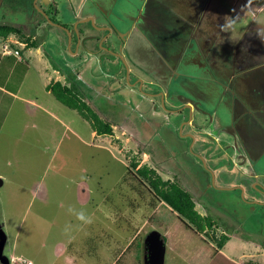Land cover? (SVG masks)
<instances>
[{
    "label": "rangeland",
    "instance_id": "rangeland-1",
    "mask_svg": "<svg viewBox=\"0 0 264 264\" xmlns=\"http://www.w3.org/2000/svg\"><path fill=\"white\" fill-rule=\"evenodd\" d=\"M43 4L0 0V23L26 27L38 43L27 48L12 33L0 40V84L12 94L0 91V225L9 264H144V239L154 230L166 237L163 264H187L181 250L208 241L219 246L223 232L233 242H246L245 251L251 252L264 228V190L255 186L258 180L264 183V161L255 151L264 133L252 142L263 129L254 120L234 131L237 122L224 106L198 104L192 113L178 96L171 107L160 95L139 98L129 90L123 59L127 88L119 90L123 84L114 65L100 66L96 73L99 61H86V49H76L74 24L68 25L71 41L67 31L42 14ZM53 4L59 10L56 18L64 22L62 5ZM245 22L235 23L239 34ZM89 26L99 29L92 21ZM243 43L250 58L255 50L246 39ZM97 48L106 47L99 43ZM242 62L243 67L251 61ZM232 72L233 67L228 76ZM50 80L75 88L92 114L112 124V134L93 133L90 120L45 89ZM258 88L264 91V84ZM250 98L257 101L261 95L254 92ZM191 115L213 136L194 143L193 127L186 124ZM142 165L153 169L159 181L177 182L192 195L195 209L212 223L202 221L200 228L186 218L201 238L149 182L141 181L135 170Z\"/></svg>",
    "mask_w": 264,
    "mask_h": 264
},
{
    "label": "crops",
    "instance_id": "crops-1",
    "mask_svg": "<svg viewBox=\"0 0 264 264\" xmlns=\"http://www.w3.org/2000/svg\"><path fill=\"white\" fill-rule=\"evenodd\" d=\"M53 2L62 5L65 16L63 13L61 16L66 18L67 25L76 23L79 34V37L75 36L76 49H86V61H99L96 73L100 66L114 65L117 69L115 75L119 77L116 79L123 84L119 90L127 88V83H122L124 70L127 69L130 91L134 89L138 92L136 96L139 98L160 95L169 102L170 107V99L174 100L173 97L177 95L178 99L184 98L190 104L193 112V106L198 104H206L213 109L217 105L230 109L225 102L234 97L236 91L240 92L241 88L234 90L232 87L237 81L245 87L252 86L249 88L255 92L259 89V102H264V91L256 88L264 84V74L257 76L259 71L264 73V17H261L264 0H44L43 5L48 8L44 10H56L50 6L55 5ZM250 15L253 16L251 21L245 22ZM89 17L99 29H89ZM237 21L245 22L240 27V34L239 28L235 29ZM253 37L258 40L257 48ZM244 39L255 50L253 54L250 53V58L245 55ZM99 43L106 48L99 50ZM63 44L65 40L61 47ZM106 58L109 62L102 65L101 61ZM122 59L127 62L126 69L121 63ZM220 61L225 65H220ZM242 61L251 62L242 67L239 64ZM132 63L136 68L131 67ZM231 67L233 72L228 76ZM48 77L50 79L49 74ZM93 82L94 85L96 80ZM0 91L12 95L9 88L3 85ZM211 98L216 101H211ZM235 108L242 115L247 110L245 103H235ZM260 110L264 113V104ZM200 137L203 139L202 135ZM252 142L256 143L257 140L253 139ZM257 145L256 155L264 161V144ZM181 221L201 238L198 230ZM262 231L259 234L262 241L255 243L249 253L245 251L246 242H233L231 235L223 232L228 236L225 243L216 246L208 241L203 242V246H188V249L180 251L182 261L189 264L192 258L194 264H264V228ZM161 237L165 245L166 237L162 234ZM174 244L176 242L170 239V245L173 247Z\"/></svg>",
    "mask_w": 264,
    "mask_h": 264
},
{
    "label": "trees",
    "instance_id": "trees-1",
    "mask_svg": "<svg viewBox=\"0 0 264 264\" xmlns=\"http://www.w3.org/2000/svg\"><path fill=\"white\" fill-rule=\"evenodd\" d=\"M8 1V0H7ZM52 7V6H51ZM49 18V17H48ZM52 20L55 18L51 17ZM16 34L20 37L23 42L26 43V47H38V43L36 40H33L31 35L26 34V32L17 25H12L8 23H0V40L8 37L9 34ZM17 51V50H16ZM12 55V54H7ZM46 90L53 93L55 98L68 107L77 110L82 116H84L87 120H90L92 130L95 131L97 135L103 134H112L113 128L112 124L108 121H103L101 118L92 114L89 111L88 105L84 102L82 97L79 95L75 88L69 86L67 84H63L59 80H51L47 86ZM135 166V165H134ZM135 172L146 179L151 187L156 190V194H159L162 197V200L166 202L173 210H175L179 216L184 217L181 219L185 222L187 226H191L189 224V219L192 222V225H198V227H202V221H205L206 224L211 227L212 223L206 216L201 215L195 209V203L192 195L179 183L177 182H169V181H159L158 178L153 177L155 172L153 169L148 168L146 165H143L135 170ZM154 172V173H153ZM158 176V175H157ZM160 186L162 189L159 191L157 186ZM164 186H168L164 189ZM158 192V193H157ZM187 218V219H186ZM195 228V227H194ZM213 228V227H212ZM196 229V228H195ZM196 230L199 231V228ZM226 235H221L219 240V245H222L224 241L227 240Z\"/></svg>",
    "mask_w": 264,
    "mask_h": 264
},
{
    "label": "flooded vegetation",
    "instance_id": "flooded-vegetation-1",
    "mask_svg": "<svg viewBox=\"0 0 264 264\" xmlns=\"http://www.w3.org/2000/svg\"><path fill=\"white\" fill-rule=\"evenodd\" d=\"M50 6H52L53 7V9H54V7H55V5L53 6L52 4L50 5ZM56 9V8H55ZM48 11H51V12H53L54 14H52L51 12H46L47 13V15H48V17H49V19L53 22V23H58V24H61L62 26H65V27H67V28H69L68 27V25L65 23V21L64 22H62V21H59V19L58 18H56V15L58 14V9H56V10H52V9H49ZM50 16L51 17H53V18H55V20H52L51 18H50ZM74 24V27H76V23H73ZM55 25V24H54ZM70 27H72L73 28V25L70 23ZM55 26H57V25H55ZM58 27H60V26H58ZM24 28V31L25 30H28V29H26V27H23ZM61 28V27H60ZM62 29V28H61ZM70 29V28H69ZM110 29V28H109ZM63 30V29H62ZM111 30V29H110ZM26 32V31H25ZM70 32V31H69ZM78 35V34H77ZM78 37H79V35H78ZM70 40L72 39V37H71V32H70V38H69ZM25 43V42H24ZM261 74H264L262 71H259L258 73H257V76H261ZM231 84V83H230ZM247 86H249L248 84H247ZM232 87H233V89L235 90V89H238V88H241L240 89V92L238 93L237 91L235 92V94H234V97H232L230 100H228L227 102H225V103H227L229 106H230V115L232 114V115H234V118H235V120H236V125H234L233 126V130L234 131H238L239 129H240V126L241 125H243V124H245V126H246V124H248L249 126H251V124L253 123V121L255 120L256 121V126L257 127H259L260 129H263L262 130V132H261V137L260 138H257L256 140H261L262 138H263V133H264V120H262V118L260 117V115L261 114H263L264 115V113L260 110V106L261 105H263L264 104V102H259V100H257V101H254V99H251L250 98V96L255 92V90L254 89H252V90H250V88L252 87V86H249V87H245V85L244 84H242V83H240V82H235V83H233L232 84ZM256 88H258V87H256ZM246 91H251V93H248V92H246ZM259 91V89H257V91L256 92H258ZM249 94V95H246V94ZM259 93V92H258ZM260 94V93H259ZM176 97H177V95H176ZM171 100V99H170ZM235 103H245L246 104V113L244 114V115H242V114H240V112H237V109L235 108ZM231 107H232V109H231ZM190 109H191V107H190ZM191 112L193 113V111H192V109H191ZM188 113V112H187ZM186 124H188L189 126H191V127H193V129H191L190 130V132L194 135V143H196L197 142V140H199L201 143H202V141H203V139L202 138H200V136L202 135V137L204 138V136H212L211 135V133H209V131L208 130H206V129H204L203 128V126H201V125H199L198 123H195V120H194V116L193 115H191L189 118H188V120H187V123ZM195 126L197 127V128H195ZM238 136H240V135H238ZM264 144V143H263ZM254 156V155H253ZM143 166V165H142ZM141 167V166H140ZM139 168V167H138ZM138 175V174H137ZM139 176V175H138ZM140 177V179H141V181L142 182H144V181H146V182H148L146 179H144L143 177H141V176H139ZM264 184V183H263ZM262 183H259V182H257L256 184H255V186H257L258 188H257V190H259V191H262V189L261 188H264ZM150 185V184H149ZM150 187H151V185H150ZM253 199V198H252ZM255 199V198H254ZM257 199V198H256ZM252 200V201H254V202H257V200ZM250 204H252V203H250ZM254 209V208H253Z\"/></svg>",
    "mask_w": 264,
    "mask_h": 264
},
{
    "label": "water",
    "instance_id": "water-1",
    "mask_svg": "<svg viewBox=\"0 0 264 264\" xmlns=\"http://www.w3.org/2000/svg\"><path fill=\"white\" fill-rule=\"evenodd\" d=\"M42 14L46 17V19L48 18V15L44 10H42ZM89 20L92 21V18L89 17ZM53 24L60 26L64 31H67V33L70 35L69 32L70 30L67 27L62 26L61 24L58 23H53ZM107 29H109V27H107ZM261 189L264 190V188ZM5 241H6V235L0 225V263L9 264V258L3 254ZM164 253H165V245L161 237V234L156 230L148 233L146 238L144 239V255H145L144 264H163Z\"/></svg>",
    "mask_w": 264,
    "mask_h": 264
},
{
    "label": "built area",
    "instance_id": "built-area-1",
    "mask_svg": "<svg viewBox=\"0 0 264 264\" xmlns=\"http://www.w3.org/2000/svg\"><path fill=\"white\" fill-rule=\"evenodd\" d=\"M4 49H6V45H5V48ZM12 51H10V52H8V53H6V54H9V53H11ZM14 52V54H18V51H13ZM26 264H30V262H27Z\"/></svg>",
    "mask_w": 264,
    "mask_h": 264
}]
</instances>
